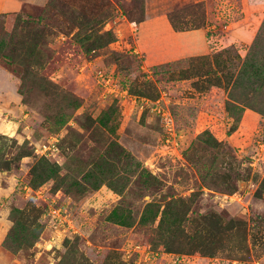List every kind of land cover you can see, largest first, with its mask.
Returning <instances> with one entry per match:
<instances>
[{
	"label": "rangeland",
	"instance_id": "374dc122",
	"mask_svg": "<svg viewBox=\"0 0 264 264\" xmlns=\"http://www.w3.org/2000/svg\"><path fill=\"white\" fill-rule=\"evenodd\" d=\"M1 63L0 264H264V0H29Z\"/></svg>",
	"mask_w": 264,
	"mask_h": 264
},
{
	"label": "crops",
	"instance_id": "0c3cea01",
	"mask_svg": "<svg viewBox=\"0 0 264 264\" xmlns=\"http://www.w3.org/2000/svg\"><path fill=\"white\" fill-rule=\"evenodd\" d=\"M28 2H29V0H0V14L19 12L26 7ZM159 7H161V6H159ZM71 48L74 50V47L71 46ZM58 56L62 57L61 63H54L53 62V64H51L50 71L54 70L53 73L56 72L57 74H60L61 71H59V70L61 68L59 69V67L68 66V63H66V60H69L70 56L68 55V52L65 51V48H64V50H62L60 53L57 54V57ZM64 60H65V62H64ZM87 65H88V63L85 62V66L82 69V72L78 73L77 77L74 78L72 81H70L68 84L69 88L76 93L77 92L86 93V91H87L86 89L88 87V81H89L88 74L85 76L86 71H87L86 70ZM7 69L8 68L4 63L0 64V71H6ZM79 81H80V84L76 85L77 87L73 86V84L75 82H79ZM6 84H7V82L5 80L0 81V97L2 99H8L7 97H11L15 101H17V98H16L17 94L16 93H12V94L10 93V94H8L9 96H7V97L4 96V91H6V88H5ZM13 87H10V88H13ZM76 88H78V91H75ZM9 100H11V99L9 98ZM2 227H3V225L1 224L0 225V243H1L3 236H4V233H5V231H4V233L2 232L3 231ZM1 232H2V234H1Z\"/></svg>",
	"mask_w": 264,
	"mask_h": 264
},
{
	"label": "trees",
	"instance_id": "16d2710c",
	"mask_svg": "<svg viewBox=\"0 0 264 264\" xmlns=\"http://www.w3.org/2000/svg\"><path fill=\"white\" fill-rule=\"evenodd\" d=\"M42 34V33H41ZM42 36V35H41ZM40 35L39 36H37V37H35V38H37L39 41H42L41 39H43L42 37H41ZM79 43H82V40L80 39L79 41H78ZM4 58L6 59V62L8 63V64H10L11 63V59L10 58H8L7 56H4Z\"/></svg>",
	"mask_w": 264,
	"mask_h": 264
},
{
	"label": "built area",
	"instance_id": "2783aa9c",
	"mask_svg": "<svg viewBox=\"0 0 264 264\" xmlns=\"http://www.w3.org/2000/svg\"><path fill=\"white\" fill-rule=\"evenodd\" d=\"M110 82V80H109V78H107V83H109ZM167 120V119H166ZM168 122V121H167Z\"/></svg>",
	"mask_w": 264,
	"mask_h": 264
}]
</instances>
